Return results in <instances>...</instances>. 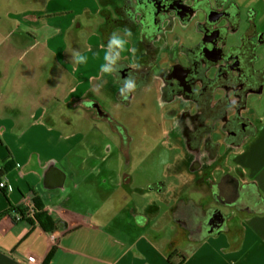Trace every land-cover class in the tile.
I'll use <instances>...</instances> for the list:
<instances>
[{"label":"crops","instance_id":"obj_1","mask_svg":"<svg viewBox=\"0 0 264 264\" xmlns=\"http://www.w3.org/2000/svg\"><path fill=\"white\" fill-rule=\"evenodd\" d=\"M52 1H63L66 6L47 8L39 12L40 17L28 18L34 13L27 16L23 11L27 18L21 26H40L42 20L63 18V11L71 10L72 16L81 14V1L85 2L70 0L67 7L66 0ZM97 1L101 5L100 0H91L85 8L95 9ZM229 3H235L240 14L238 28L229 31L231 37L239 39L246 34L250 23L255 26V38L262 35L256 62L263 83L249 98L257 119L256 129L238 146L234 141H221L214 151L216 157L211 162L204 161L198 171H191L184 159L174 163L170 171L167 165L166 174L171 177L164 175L151 182L147 190H141L142 201H135L132 195L130 163L117 172L121 179L113 182L96 164L91 167L81 162V128L65 130L71 122L63 116L66 125H57L51 115H56L52 108L58 104L56 98L46 95L44 89L43 94L33 91L26 98H18L23 86L16 69L22 59L17 58L16 65L9 63L16 57V47L25 49L27 57L38 51L31 68L24 67L26 72L37 81L43 80V84L52 83L50 88L58 87V83L47 81L52 79L47 76L49 71L38 61L41 46L36 42L27 45L26 36L36 38L33 33L28 29L22 33L7 30L8 46L3 48L6 42L0 46V55L7 63L0 65V167L9 152L15 166L0 177L6 182L0 186V264H264V0H228L224 6ZM62 22L65 28L67 21ZM53 47L67 49L62 36L50 38L42 47L51 64L57 52ZM11 49L12 54L8 52ZM78 57L81 53L73 56L74 62L77 60L70 69L73 72L81 66ZM103 71L97 70L90 80L97 78L98 82ZM62 73L67 76L65 71L55 70L53 78ZM70 82L71 94H76L63 98L68 104L91 89L93 83L81 94V90L77 91L81 74L76 77L72 73ZM81 165L84 170L89 168L86 182L110 191L100 193L110 201L105 210H90L83 202L76 203L68 180L71 174L81 172ZM58 167L63 172L62 179L57 171L47 178V172ZM95 169L97 177H92ZM204 169L209 172L208 178L200 176ZM223 176H229L226 184L236 185L233 194L224 193L222 187L220 193L214 186L219 179L221 184ZM197 192V197L191 195ZM160 202H167L169 207L162 210ZM42 211L48 218L39 217ZM213 212L222 215L223 223L213 231L196 232L194 222Z\"/></svg>","mask_w":264,"mask_h":264},{"label":"flooded vegetation","instance_id":"obj_2","mask_svg":"<svg viewBox=\"0 0 264 264\" xmlns=\"http://www.w3.org/2000/svg\"><path fill=\"white\" fill-rule=\"evenodd\" d=\"M207 5V0H109L101 5L104 21L100 38L109 45L114 26L128 30V51L108 61L99 90H87L72 104L87 109L92 118L104 124L116 147L123 151L125 163H130L134 134H144L153 115L133 112V124L124 112L115 109L119 104L129 108L141 100L144 108L150 98L159 100L161 116L179 140L173 148L193 172L216 157L214 151L221 141H234L238 146L254 133L257 119L249 98L263 83L262 74L255 69L262 35L255 38V29L249 28L239 39L231 37L227 31L233 30L234 23L223 19L210 24L204 13L193 12L196 6ZM213 6L223 9V4ZM188 32L192 40L182 37ZM43 68L49 71L48 78L55 70H65L55 69L48 60ZM102 93L108 96V103L101 99ZM86 102L98 103L101 114ZM200 176L208 178V170H202ZM223 191L229 195L235 189L225 184ZM194 224L196 232L205 230L204 216Z\"/></svg>","mask_w":264,"mask_h":264},{"label":"rangeland","instance_id":"obj_3","mask_svg":"<svg viewBox=\"0 0 264 264\" xmlns=\"http://www.w3.org/2000/svg\"><path fill=\"white\" fill-rule=\"evenodd\" d=\"M66 1L68 4L67 7H69V5H71V1ZM87 2H91V0H85V2L81 1V14H74V16H72L70 14L71 10L63 11L61 12V14H63V18H57L49 22L42 20V24L40 26L31 24L30 26L23 25V28L20 23H24L23 21L27 18L23 15V11H25L27 16L34 13L28 18L33 16L35 17V15L40 17L39 12L44 13L47 8H62L66 6L65 3L63 1L55 3L52 0H0V46L5 42L6 43L3 45V48L8 46L9 42L6 41L9 39L6 38L7 30L14 29L18 30L16 33H22L24 29H28L31 33H33L32 36L36 38H29L27 35L26 37L28 38H26V43L29 45L36 42L37 45L41 46L40 51H42V56L38 59V61L40 64H44L46 66L48 54L43 53V45H48L50 38L56 39L62 36L65 44L67 45V49L63 51L58 47H53L57 51L56 59H54L53 63L55 69L62 68L65 69L62 70V72L68 71L66 73L70 80L72 73L76 77L81 74V87L77 89L78 92L81 90V94L87 90L86 88L90 86V82H93L91 89L97 88L99 90L100 84H103V80L101 81L103 73L98 82H96L97 78H92L93 80H90V77L93 74H96L97 70H102L101 65H107L106 63H108L113 56L121 57V54L125 55L124 53L128 51V44L126 46V50L121 52L119 48L118 50H115V47H110L102 41V38H100V25L104 21L101 13V5H106V3H109V0H100V3H104L101 5L97 1L95 9L85 8V6H87ZM115 2L116 1L113 2L114 5ZM64 20L67 21L63 24L65 28L62 27V21ZM244 23L246 24V22ZM113 29L118 36H124L125 30L119 28L118 26H114ZM48 36L50 37L48 38ZM197 36L198 34H196V37L194 36L193 40H196ZM182 37H185L188 40L191 39L189 32ZM125 39H128V37H125ZM16 49H18L15 51L14 56L16 57H13L9 63L10 65H16L17 58L22 59V61H19L18 68L16 69V75L19 76L20 84L23 86V89L20 88L18 98H26V95L33 94V91H38L39 94H43V89L46 91V95L56 98L58 104L52 106V108L56 110V115L53 114V112L51 115L53 116L52 119L57 122V125H66L63 120V118H65L71 122V125L64 127L65 130L70 131L75 128H81V162L83 161V164L87 165L90 164L91 167H93V164H96L97 167H99V170L102 171L109 180L112 179L113 182L120 180V174H117V172L123 168L126 159L122 154L123 151L121 152L114 144V136L110 134L104 124L92 118L87 109L81 106L64 103L65 99L63 98H71V95L73 96L76 94L75 92L71 94L73 83L70 82L69 78L65 74L63 75V73L60 77L53 78L52 76L51 81L58 83L56 85L58 87L50 88V86L53 85L52 83L49 85L43 84L45 83L43 80L41 81L43 83H41L40 80L37 81L29 71L26 72V68L27 66L28 68H31L30 63L35 61L33 59L38 51H32L33 54L31 53L32 55L30 54L29 57H27L25 55V49H20L18 47H16ZM8 52L12 54V49ZM79 53H81V57L83 58L81 60V66L73 72L70 69L77 65V60L74 62L73 56H77ZM106 53L109 57L107 60L105 59ZM7 57L9 58L10 55L8 54ZM6 64V61H4L0 55V65L4 66ZM25 66L26 68H24ZM257 67L258 63H256V68ZM9 77L10 79L13 77L11 72ZM24 80L25 84L23 83ZM66 81H68V85L65 84ZM29 82L32 83L33 86L29 85ZM102 95L104 98L101 99L108 103L109 99L107 98L108 96L106 97V93H102ZM113 102L115 101L113 100ZM160 104L161 102L156 98H150L144 104V108L141 100H138L129 108H122L123 106H121V104L116 105L115 108L118 112H124V115L129 118L133 112L135 113L139 111H143L144 113L150 112L153 115L150 118L148 130L144 134H134V144L129 151L131 168L130 174L133 178L131 183L132 195L134 196L135 201L136 199L138 201L143 200V196L139 192L141 190H147L151 182L161 180L164 175L171 177L170 174H166V166L169 165L168 171H170V168L175 165L174 163L179 161L178 158L180 157V153L173 148V145H175L179 140L176 139L177 134L175 133V130L170 131V128L172 127L168 120L164 119V116H161L163 109ZM72 120L76 123H73ZM128 120L135 124L132 118ZM132 127L135 126L132 125ZM106 144H110L111 148L108 149ZM90 148L92 152H90ZM104 154H106L107 157L103 158ZM177 154L179 157H176ZM82 165L81 172L74 175L71 174L68 180L71 188L73 186L72 191L74 196L77 197L76 203L83 202L84 207L90 210H105L110 205V201H107L105 197H103L105 195L100 196V193L110 194V191H104V189L99 187L98 184H89L88 181L86 182L85 176L87 175L89 168L84 170L85 166L83 167ZM75 171L76 169H73V173ZM95 174H98L96 169L93 170L91 176L97 177L94 176ZM214 186L218 187L219 192L221 193L220 179L217 180ZM191 195L193 197H197L198 192ZM159 206L163 210L167 209L169 204L167 202H160ZM220 222L222 224L223 219Z\"/></svg>","mask_w":264,"mask_h":264},{"label":"water","instance_id":"obj_4","mask_svg":"<svg viewBox=\"0 0 264 264\" xmlns=\"http://www.w3.org/2000/svg\"><path fill=\"white\" fill-rule=\"evenodd\" d=\"M207 1H208V5L206 6V8L203 6L202 7L196 6L193 9V12L200 11V12L204 13L206 16V19L209 20L208 22L210 24L219 23L223 19L226 20L227 23L232 22L235 24V27L230 32H234L238 28L237 25L239 24V18H240L239 9L237 8L236 4L235 3L234 4L229 3L227 6H224L228 0H207ZM217 4H223V7H222L223 9L218 11L219 8L213 6V5H217ZM226 25L223 27V29H225V31H227ZM249 27L255 28L254 24H252V23H250ZM230 32L227 31V33H229V34H230ZM248 32H249V29L246 31V33H248ZM251 43H253V42H251ZM255 69L260 73L259 69H257L256 67H255ZM86 105L92 106L93 108L98 110V114H101L100 109L98 108L99 107L98 103L86 102ZM50 164H54V162H51ZM56 169H50L49 172H47V174H46L47 178H48V176H51V173L53 174L55 171H57L58 177L62 179L61 174H63V172L61 171V169L59 167ZM235 187H236V185L234 186V189H235ZM222 219H223L222 215L219 212H213L212 214H209L204 219V225H205L206 231L210 232V231H213L215 228H218L221 225L220 221Z\"/></svg>","mask_w":264,"mask_h":264},{"label":"clouds","instance_id":"obj_5","mask_svg":"<svg viewBox=\"0 0 264 264\" xmlns=\"http://www.w3.org/2000/svg\"><path fill=\"white\" fill-rule=\"evenodd\" d=\"M125 37L130 38L131 37V32L128 30H125V34L123 37L118 36L115 32L112 34V37L110 38L109 41V46L110 47H117L121 50V52L126 50V46L128 44V39H125ZM109 57L107 56V53L105 55V59L107 60ZM79 60H82V57H78ZM101 68L105 71H107V66L106 65H101ZM129 87H132L130 84Z\"/></svg>","mask_w":264,"mask_h":264},{"label":"trees","instance_id":"obj_6","mask_svg":"<svg viewBox=\"0 0 264 264\" xmlns=\"http://www.w3.org/2000/svg\"><path fill=\"white\" fill-rule=\"evenodd\" d=\"M1 141L2 140L0 138V142ZM2 161H3V165H2V167H0V177H2L3 175H5L8 171H10L11 169H13V167L15 166V161H14V158H13V155L11 154V152H9V154L7 155V157L5 159H3ZM228 179H229V176H223L222 179H221V187L223 188V190H224V186L226 184V181ZM37 202H39V201L37 200ZM38 215L42 219L48 218V216L46 215V213L44 211L39 212Z\"/></svg>","mask_w":264,"mask_h":264},{"label":"built area","instance_id":"obj_7","mask_svg":"<svg viewBox=\"0 0 264 264\" xmlns=\"http://www.w3.org/2000/svg\"><path fill=\"white\" fill-rule=\"evenodd\" d=\"M5 185H6L5 180L0 181V186H1V187H4Z\"/></svg>","mask_w":264,"mask_h":264}]
</instances>
